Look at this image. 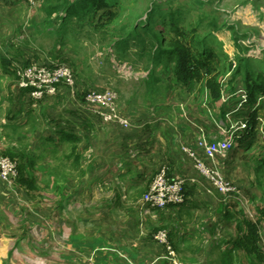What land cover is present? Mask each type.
Masks as SVG:
<instances>
[{
    "label": "rangeland",
    "instance_id": "rangeland-1",
    "mask_svg": "<svg viewBox=\"0 0 264 264\" xmlns=\"http://www.w3.org/2000/svg\"><path fill=\"white\" fill-rule=\"evenodd\" d=\"M106 1L109 3L95 12L94 22L90 21L91 18L84 19V22H70L66 37L60 40V19L47 20L41 9L42 0L36 3L0 0V61L4 55H9L12 59L19 56L18 59L22 58L24 62L49 58L68 63L76 76L77 98L83 100L90 90L111 89L119 95L122 113L129 112V109L145 113L140 120L152 119L146 127L153 128L154 135L158 129L163 135L170 134L182 171L173 175L167 162L152 165L153 169L143 168L149 185L162 165L168 168L171 177L188 174L191 169L197 172L194 160L183 147L196 149V142L202 135L207 140L217 141L233 135V149L229 153L205 160L221 169L225 178L243 191V201H247L242 207L237 200L223 205L224 215H232V219L224 222L222 229L225 236L235 237L237 220L233 216L240 213L239 219L260 220V235L264 238V218L259 214L264 208V178L259 180L254 170L264 144V96L259 95L255 104H250L244 72L238 73L230 83L232 72L228 71L225 75L227 88L234 91L225 92L221 101H211L204 82L177 83L173 65L167 62L152 64L149 49L144 53L142 45L133 39H128L127 44H116V41L132 36L130 32L136 26L138 28L148 11L154 8L160 24L157 30L160 37L165 36L167 28L163 19L167 21L171 17L175 27L184 31V39L193 52L206 46L216 54L210 62L212 67L220 66L225 70L233 63L235 69L241 59L248 61L252 72L264 74V0ZM104 11V18H99ZM201 40L206 44H201ZM35 56L39 60H33ZM119 64H127L129 69L123 70ZM65 111L73 112L69 108ZM224 111L226 118L222 117ZM253 111H257V122L254 132L251 128L253 122L249 124V141L245 145L252 141L254 145L244 148L238 137L245 129L243 123ZM76 113L80 119L77 122L80 134H76L81 137V163L73 165L68 159L73 143L60 137L43 145L47 138L45 133H42L45 137L42 139L41 134L40 137L34 134L31 137L23 132L26 138L17 141L30 157H35L39 189L29 196L23 188L0 183V264H89L90 257L94 258L92 264H102V256L111 252L110 247L107 246V250L104 243L94 245L88 241L93 242L95 236L105 234L106 229L113 231L117 227L121 230L135 225L136 211H114L111 214L116 218L112 222L104 217L107 215L104 210L93 211L92 208L110 193L109 190L127 187L125 182L117 184L114 180L116 173L130 164L123 154L129 147L121 142V138H116L119 130L124 128L85 115L82 109ZM59 117H66L67 127H73L69 124L72 121L70 116H62L57 110L47 119L52 123ZM43 122L39 119V126ZM89 125L95 126L92 142L90 136L84 134L89 131ZM156 137L158 135L150 136L154 146L159 145ZM3 147H0V154ZM119 149L122 153L111 154L114 156L107 162L100 158L109 150ZM196 150L202 153L200 149ZM137 165L131 164L129 171L138 175ZM84 173L89 177L94 175L92 184L84 176L81 178L80 174ZM196 175L203 178L199 173ZM93 216L97 220L91 218ZM107 222L113 225L112 230L105 227ZM72 235L78 237L76 242H73ZM113 246L119 251L122 244ZM6 251H9L8 256Z\"/></svg>",
    "mask_w": 264,
    "mask_h": 264
},
{
    "label": "crops",
    "instance_id": "crops-1",
    "mask_svg": "<svg viewBox=\"0 0 264 264\" xmlns=\"http://www.w3.org/2000/svg\"><path fill=\"white\" fill-rule=\"evenodd\" d=\"M32 54L31 52L30 55ZM32 58L33 60H39L37 56ZM81 101L75 96L72 97L69 90L65 88H62L57 95L39 101L32 100L25 90L19 88L17 77L10 64L4 65L1 59L0 147L2 145L5 146L2 149L3 151L8 148H13L15 151L25 149L21 144H18L26 138L23 136V132L31 137L33 134L40 137L41 134L42 139L45 138L42 137V133H45L47 138L44 139L43 145L50 142V140L53 142L56 137H60L63 140L61 132L63 129H68L66 117H59L60 121L52 123H49V119H47L55 113V110L59 111L62 116H70L69 118L71 119L69 120L72 121H69V124L73 125L75 133L80 134L77 130L79 125L77 122L80 121L77 118V113L79 112L76 113V110L80 111ZM67 102H70V104ZM66 108L73 110V112H66ZM135 113L133 109H129V112H124L133 123L132 126L127 128L121 126L124 129L119 130L120 133L116 137L121 138V142L129 147L123 154H125V160L130 161V164L124 165L126 169L116 173L114 180L116 179L117 184L119 181L122 184L125 182L127 187L124 190V187H121L122 190L119 187L109 190L108 192L110 193L92 207L93 211L99 208L104 210L107 213L104 217L106 216L105 218L110 219L112 222L116 218L115 215L111 214L114 211H136L138 216L135 217V225L126 226L121 230L117 229V227L113 231L106 229V233L96 235L97 237L95 236L93 242L92 240L87 241L94 245L104 243L107 250L110 247L109 250L111 252L106 253V257L102 256V264H226L225 251L228 247H231L228 241H231L236 236H225L222 224L226 223V221H231V219L224 215V204L220 200L221 196L218 191H211L210 185L205 184L203 179L202 183H200L201 178L196 175L198 172L194 173L191 169L188 174H185V176L195 178V181H190L188 184L185 203L154 210L149 214L143 212L142 198L149 187L148 179L145 177L146 169L143 168L148 167L147 169H150L151 167L153 169L154 166L152 165L167 162L173 175L181 174L182 171L179 169L181 164L177 159L176 147L173 139H170V134L168 133V136L163 135V131L158 129L156 134L158 137L156 138H159L160 141L158 140L159 145L154 146L150 136L156 135L153 134V128L147 129L148 127H146L147 124L152 122V119L140 120L143 116H146L145 113L142 111ZM39 119L44 120L40 126ZM93 127L95 126L89 125V131L84 132V134L90 136V142L94 138L92 137L94 135ZM50 135H52V139L49 137ZM14 137L16 138L13 139ZM17 141L19 142L17 143ZM121 150H109L100 158L107 162L108 159L114 156L111 154H116L117 152V155H119ZM71 162L73 161L71 160ZM123 164L124 162L121 166ZM131 164H138L137 169L141 175L129 171ZM73 165H76V162H73ZM80 176L81 178L84 176V179L89 180L90 184L94 181V175L89 177L88 173H84L83 175L80 174ZM0 183H4L1 177ZM239 208L241 209V207ZM95 219L97 220V218ZM235 223L237 224V222ZM105 227L112 230L111 227L113 225H109V222H107ZM160 229L168 231L171 244L176 251L175 258L169 255L164 245L153 238L154 232ZM71 238L73 242L78 239L76 235H72ZM261 239L264 238L261 237ZM261 243L264 248V240ZM114 244H122L121 249L116 251ZM107 246L109 247L107 248ZM5 253L8 256L9 251ZM231 258L233 264L247 263L251 259L241 250L234 251Z\"/></svg>",
    "mask_w": 264,
    "mask_h": 264
},
{
    "label": "trees",
    "instance_id": "trees-1",
    "mask_svg": "<svg viewBox=\"0 0 264 264\" xmlns=\"http://www.w3.org/2000/svg\"><path fill=\"white\" fill-rule=\"evenodd\" d=\"M108 3L109 2L106 0H42L41 9L45 13L47 20L52 18L60 19L61 27H59V39L61 40L63 37H66L68 24L70 22H84L83 20L86 18H91L90 21L94 22L95 20L93 17L95 12ZM154 12V8L150 9L146 17L141 20L138 28L136 26L134 30L130 32L132 36L118 40L116 44H127L128 39H133L136 43L142 45L144 53H147L146 51L149 49V56L152 64L171 63L173 65L174 78L177 83L189 85L193 81L204 82L208 92V99L211 101H221L225 92L231 93L234 91V89L228 90L227 88L228 82L226 83L225 81V75L228 71L229 73L232 72L230 83L235 80L238 73L244 72V81L247 84L246 88L248 91L247 101L250 104L254 105L259 95L264 96V74L262 72H252L247 60L240 59L235 69H233L234 64L230 63L229 66L225 68L226 71L222 70L220 66L212 67L210 62L215 59L214 56H216V54L206 46L196 53L193 52L184 39V31H182L179 26L175 27L176 23L171 22L173 18L168 17L167 21L163 19L167 28L165 30V36L160 37L157 31L160 24ZM104 14L105 11L100 14L99 18H104ZM200 42L203 45L206 44L204 40ZM15 57L16 56L12 59L3 56L2 61L6 66L10 64L13 70V62L18 59V57ZM45 60L46 58H44V61ZM31 61L32 60L28 59L25 64L28 65ZM25 91L28 93L27 90ZM222 117L226 118L225 111L222 113ZM247 122L249 124L253 122L251 127L253 130H251L254 132L257 122V111L250 112ZM67 128L68 129H63L61 133L63 140L73 143L71 156H69L68 159L78 164L82 158V153L80 154L79 152L81 137L74 132V127L71 126ZM248 133V128L244 129L238 137L240 146H244V148H247V146L250 148L254 145V141L245 145L246 142L249 141ZM1 155L9 156L17 161L18 176L15 181V186L17 188H23L29 196H32V193L39 189L37 172L34 168L35 157H30V153L25 149L15 151L13 148L2 151ZM254 170L259 180L264 178V144L262 145V153L256 160ZM238 214L240 213L233 216V219L236 217L237 220V235L234 239L228 241L231 247H228L225 251L226 264H233L231 257H233V252L236 250L243 251L251 258L246 264H264V248L261 243L260 220H252L246 217L239 219L240 215ZM259 214L264 218V208L259 210ZM227 218L232 219V215H227Z\"/></svg>",
    "mask_w": 264,
    "mask_h": 264
},
{
    "label": "built area",
    "instance_id": "built-area-1",
    "mask_svg": "<svg viewBox=\"0 0 264 264\" xmlns=\"http://www.w3.org/2000/svg\"><path fill=\"white\" fill-rule=\"evenodd\" d=\"M29 3H36L38 0H26ZM123 70L129 69L127 64H119ZM13 70L18 80V86L28 91V96L34 101H39L47 97L57 95L62 88L70 89V94L76 97V76L72 67L68 63L51 60L46 58L44 61H31L26 65L20 59L13 62ZM246 101V97H243ZM81 109L85 114L93 116L105 123H114L124 128L132 126L129 117L121 112L119 105V95L111 89L90 90L84 95L80 103ZM247 126V127H246ZM249 123H243L242 128H249ZM233 135L228 138L207 140L202 135L194 147L184 146V152L190 156L195 163V168L203 180L209 182L211 191H218L220 200L224 205H228L232 200H237L242 207L246 206L243 191L235 184L225 178L221 169L209 165L205 160H214L216 156L224 157L233 149ZM18 176V163L9 156L0 154V177L3 182L14 187ZM200 179V183H202ZM190 181L195 178L185 175L171 177L168 168L162 165L152 182L149 189L142 198L143 212L151 213L153 210L165 209L171 205H181L185 203L187 187ZM153 238L164 245L173 258L176 251L171 244L169 233L166 229H160L153 234ZM94 258H89V264ZM176 262V261H175Z\"/></svg>",
    "mask_w": 264,
    "mask_h": 264
}]
</instances>
